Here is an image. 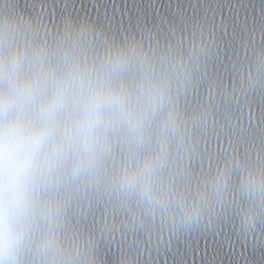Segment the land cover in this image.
<instances>
[{"label": "clouds", "instance_id": "9594fccd", "mask_svg": "<svg viewBox=\"0 0 264 264\" xmlns=\"http://www.w3.org/2000/svg\"><path fill=\"white\" fill-rule=\"evenodd\" d=\"M193 56L100 43L71 23L50 41L29 18L0 10V264H84L83 243L64 231L85 193L103 191L134 219L178 229L223 206L231 163L191 195L171 180L185 140L175 98ZM238 195L251 234L264 224V166L241 169Z\"/></svg>", "mask_w": 264, "mask_h": 264}, {"label": "water", "instance_id": "95a60500", "mask_svg": "<svg viewBox=\"0 0 264 264\" xmlns=\"http://www.w3.org/2000/svg\"><path fill=\"white\" fill-rule=\"evenodd\" d=\"M53 40L68 23L90 27L100 43L135 40L156 55L188 59L175 100L185 122L171 180L191 195L233 166L229 196L196 226L134 219L103 191L69 207L64 235L83 243L84 264H264V224L247 234L240 212L241 169L264 166V0H0ZM239 164V167L236 165Z\"/></svg>", "mask_w": 264, "mask_h": 264}]
</instances>
